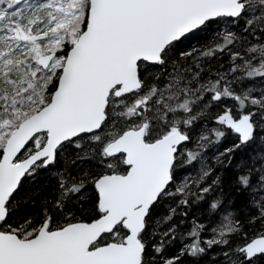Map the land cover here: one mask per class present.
Listing matches in <instances>:
<instances>
[{
    "label": "snow or ice",
    "instance_id": "1",
    "mask_svg": "<svg viewBox=\"0 0 264 264\" xmlns=\"http://www.w3.org/2000/svg\"><path fill=\"white\" fill-rule=\"evenodd\" d=\"M0 264H264V0H0Z\"/></svg>",
    "mask_w": 264,
    "mask_h": 264
}]
</instances>
